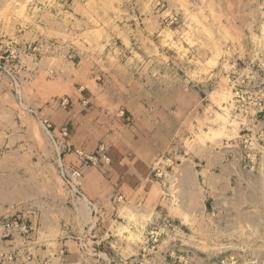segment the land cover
<instances>
[{
	"label": "crops",
	"instance_id": "0c3cea01",
	"mask_svg": "<svg viewBox=\"0 0 264 264\" xmlns=\"http://www.w3.org/2000/svg\"><path fill=\"white\" fill-rule=\"evenodd\" d=\"M113 1L38 12L11 37L15 77H0V264H177L188 254L215 264L248 228L263 239L264 0H172L190 34L161 30L149 11L129 16L142 27L116 22ZM41 120L71 152L58 155ZM60 165L81 171L79 194ZM11 218L29 235L4 237Z\"/></svg>",
	"mask_w": 264,
	"mask_h": 264
},
{
	"label": "rangeland",
	"instance_id": "374dc122",
	"mask_svg": "<svg viewBox=\"0 0 264 264\" xmlns=\"http://www.w3.org/2000/svg\"><path fill=\"white\" fill-rule=\"evenodd\" d=\"M74 1L88 0H0V34L5 35V38L0 37V41H5V43L7 42L8 44V48L6 46L4 47V50L7 48L8 51L2 54L0 58L1 78L13 79L15 77V59L8 58L9 51L14 49L12 46L14 43L11 37L14 34H22L28 29L30 20L36 18L38 12H49L56 17L62 16L63 13L71 14L72 10L69 6H71ZM113 5L114 11H112L111 17H116V22H121L123 24L128 23V25H130V23H135L136 26L142 27L144 26V22L140 19L139 21H137V19L130 20L129 16H141L142 18L140 13L149 11L155 14L158 13L161 16L159 22L160 29L165 30L167 33L172 32V34H174L176 30L178 34H190V32H194L192 27L185 20V17H182L181 13L174 9V2L172 0H116L113 1ZM104 10H106L105 7ZM110 13L111 12H109V14ZM182 18L184 20H182ZM188 44H190V41H188ZM117 45L118 44H115L114 46ZM187 53L192 52L188 49ZM189 59H192L190 55ZM245 85V83L239 84L237 82L234 88H236V90H244ZM41 121L43 124L44 121ZM45 134L52 142L46 131ZM246 233V241L243 242L242 246L239 248L230 247L229 254L220 258L215 264H264V231L262 232L263 239L261 241L254 240L255 233L254 231H250L249 228ZM239 251L241 252V257L236 255ZM188 257L189 254L183 255L181 262L177 264H192L189 263ZM244 257L247 261H244Z\"/></svg>",
	"mask_w": 264,
	"mask_h": 264
},
{
	"label": "built area",
	"instance_id": "2783aa9c",
	"mask_svg": "<svg viewBox=\"0 0 264 264\" xmlns=\"http://www.w3.org/2000/svg\"><path fill=\"white\" fill-rule=\"evenodd\" d=\"M8 58L16 59V50H14V49L10 50L8 53ZM244 90H242V89L236 90V88H234L233 94H234L235 98L240 99V93H242V91H244ZM43 125H44L45 131L47 132L50 139L52 140V142L54 143V145L58 149V155L59 156H61L63 151L71 152V148L69 146H67L65 143H62L60 140L58 141V139L54 138L52 126L49 123L43 122ZM58 132H59L61 140H64V141L67 140L69 134H68V130L66 127L60 128L58 130ZM61 149H62V151H61ZM72 151L79 157V159L81 161H88V160H92L94 158V156H86L81 151H78V150H72ZM155 176L157 178H161L162 177L161 171H159V170L155 171ZM60 177L64 181V183L72 191H74V193L79 194L77 184L82 177V173L80 170L75 169V170H71V171H65L63 169V166L60 165ZM2 228L4 230V237L10 236L13 231H19L24 236L29 235V233L31 232L30 226L18 218H11V219L3 222ZM156 241L157 240L155 239V237H152L150 244L156 243ZM3 258L5 259L7 264H14V262H15V259L13 258V256H10V255L3 257Z\"/></svg>",
	"mask_w": 264,
	"mask_h": 264
}]
</instances>
